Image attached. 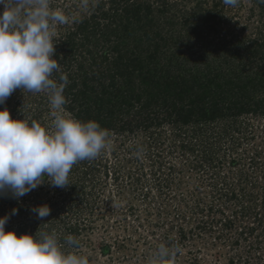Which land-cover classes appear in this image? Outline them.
Here are the masks:
<instances>
[{
  "label": "rangeland",
  "instance_id": "obj_1",
  "mask_svg": "<svg viewBox=\"0 0 264 264\" xmlns=\"http://www.w3.org/2000/svg\"><path fill=\"white\" fill-rule=\"evenodd\" d=\"M99 2L0 0V264H264V58L258 56L264 46H257L263 49L257 55L241 45L222 54L236 38L263 42L260 2L187 4L220 23L207 38L193 37V47L186 40L171 45L198 61L181 70L171 66L170 74L187 73L188 65L205 70L202 53L208 61L217 55V69L227 74L222 81L232 79L235 87L213 119L193 117L185 124L160 120L163 94L146 106L148 92L139 82L130 96L124 82L107 80L105 102L123 92L120 108L109 115L108 102L98 109L89 98L71 102L69 110L26 77L36 61L22 57L24 44L42 45L38 60L44 59L53 36ZM102 2L107 8L108 0ZM181 7L171 14L180 18ZM77 56L67 70L78 78ZM161 61L156 71L166 70ZM233 68L244 71L240 78ZM85 69L95 76L94 68ZM88 84L92 97L101 93L99 79ZM209 88L218 92L213 83ZM233 100L254 103L256 110L224 107ZM83 107L81 116H107L118 126L85 129L75 115ZM130 119L132 128L121 129Z\"/></svg>",
  "mask_w": 264,
  "mask_h": 264
},
{
  "label": "trees",
  "instance_id": "obj_2",
  "mask_svg": "<svg viewBox=\"0 0 264 264\" xmlns=\"http://www.w3.org/2000/svg\"><path fill=\"white\" fill-rule=\"evenodd\" d=\"M258 1L262 12H264V0ZM190 2L191 0H179L178 3H181L182 6L179 9L183 8V10L180 11L181 17L177 18L175 14H171V11L178 8V3L176 1L172 2V0H108L107 3L109 5L107 8L102 7L103 2L100 0L92 13L80 18L76 17L65 32L58 31V35L53 36V41L48 46L50 55L47 54L48 56H45L44 59L38 60L40 58L38 52L43 47L42 45H35L34 48L31 46L33 45L31 42L24 44V47L21 48L22 57L28 63L36 61L35 66L28 68L26 77H29V80L31 77L33 78L32 81H35L39 87L37 89H46L51 94L58 96L61 99V105L72 111L74 107L73 104H70L71 102L79 101V104H81L82 99L89 98L91 100L94 99L95 106L98 109L104 106L102 103L106 105L108 102L110 106H106V108L110 112L109 115H112L114 113L113 107L118 106L120 108L118 105L119 101L120 105L122 104L123 92L116 93L115 97L108 96L107 98L110 99L105 102V94L107 93L105 83L109 80V83L113 85L119 80L120 83H125L128 91L130 90V96L134 91L136 82L144 86L141 91L145 90L148 92L147 98L149 102L146 101V106L149 107L154 100L156 102L160 99L157 97L159 94H163L164 96L161 95V99L164 108L161 111L163 115L161 114L160 120H174L185 124L193 117L213 119L218 112H221V100L224 99L225 101L226 97H230L231 94L228 95L229 92L227 93V91L235 87L234 85H231L232 88L230 87V84H232L231 79L226 82L229 86L225 92L224 89H220L226 86L225 81L222 80L227 74L217 69V62L215 63V59L219 60L217 55H214L215 57L212 55L208 61L204 58V53H202L203 61L206 62L205 70H195L188 65L187 73L170 74L172 67L181 70V67L185 68L187 64H194L191 61H198L196 55L193 57L191 54V56H187L184 52L178 53L177 49H173L172 46L186 40V44L191 42L193 47L195 44L192 42L193 37L199 41L204 36L207 38L210 32L217 30L218 26L216 24L220 23H211L210 19L214 18V16H202L198 12L197 7H187ZM198 7L200 8V6ZM194 20L197 23H193L192 21ZM180 24H182V27L179 29ZM201 26L208 29L207 33ZM183 27H185L184 30L186 29V32L182 30ZM103 39L104 43L101 42ZM258 40V38L250 41L236 38L237 44H232L231 48L221 49L222 54L228 55L229 51L235 52L236 45H241L243 50L248 51L247 49L251 48L253 54L257 55L263 50H260V47L257 46H262V48L264 46V40L262 43ZM209 41L211 44L212 41ZM230 41L232 42V40ZM108 42L111 44L109 46L111 55L104 48V46L108 45ZM227 49L230 50L228 51ZM164 50L168 51L161 56L162 59H165L166 63L163 62V68L165 65L166 70L164 71L160 68L156 71V68L162 66V59L158 56ZM212 53L214 52L211 51ZM76 54H78L76 59L77 70L82 72L80 76L78 75V78L73 74L71 76V72L67 70L70 57H74ZM258 56H260V59L264 58L263 53ZM249 57L251 58L252 55ZM49 58L52 60L51 62H49ZM175 61V66H173L172 63ZM153 66H155V70H153ZM87 67L95 69L90 70L96 71L95 76L92 72L91 75L86 71L85 68ZM99 67H101V70H99ZM22 70L26 71L25 69ZM232 72L235 73L237 79L240 78L241 73H244L243 70L239 71L234 68ZM255 74L259 73L256 72ZM95 79H99L102 84L100 86L101 93L92 97L90 93H93L94 89L93 86H89L88 82ZM261 79L260 81H262ZM210 83H213L218 89L216 94L209 88ZM120 97L121 99L119 100L118 98ZM112 99H115L116 102L112 103ZM202 102L207 105L202 104ZM253 105L254 103L250 104L249 102H243L239 105L236 100H233L232 103H228L224 107L241 113L254 112L256 109L253 108ZM85 107L75 112L85 129L118 126V122L115 119V121H112L113 119L109 120L107 116L99 118L100 115L97 114L96 119L92 118V114H88L87 118L81 116L85 109L87 110ZM141 111L139 110L136 114L141 115ZM90 116L91 118H89ZM146 119H151L148 114ZM131 124V119L126 120L120 128L125 129L128 126L130 127ZM7 165L11 167L13 165L12 161L9 160ZM5 183H11V180L5 179L3 184ZM25 228L24 226L19 227L21 230ZM8 230L12 231L14 228H9Z\"/></svg>",
  "mask_w": 264,
  "mask_h": 264
}]
</instances>
